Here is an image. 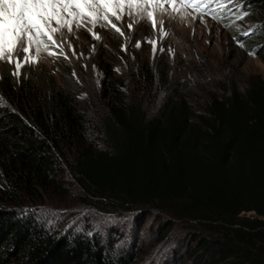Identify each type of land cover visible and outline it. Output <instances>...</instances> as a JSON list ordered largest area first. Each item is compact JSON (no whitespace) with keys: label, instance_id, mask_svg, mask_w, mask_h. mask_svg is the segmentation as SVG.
<instances>
[{"label":"trees","instance_id":"1","mask_svg":"<svg viewBox=\"0 0 264 264\" xmlns=\"http://www.w3.org/2000/svg\"><path fill=\"white\" fill-rule=\"evenodd\" d=\"M240 8L253 24L245 47L264 64V0ZM101 47L99 97L108 108L96 123L62 78L28 68L0 81V264H135L136 230L155 212L170 219L159 242L175 223L201 228L190 230L185 251L195 264H264V81L244 91L229 83L204 111L181 81L148 119ZM156 65L140 62L131 78L148 89L157 72L166 84ZM65 174L83 204L127 223L99 232L53 222L38 204L63 194ZM182 259L173 252L158 264Z\"/></svg>","mask_w":264,"mask_h":264},{"label":"rangeland","instance_id":"2","mask_svg":"<svg viewBox=\"0 0 264 264\" xmlns=\"http://www.w3.org/2000/svg\"><path fill=\"white\" fill-rule=\"evenodd\" d=\"M241 1L185 0V3L207 5L197 11L193 7L179 8L181 0H174L179 8V11H174L168 0H160L166 10L157 8L154 11L155 27L153 18L145 12L127 7L123 11L118 10L119 20L109 14L108 21L99 19L95 24L87 19L74 21L71 31L65 28L54 33L56 43L44 38L49 45L47 51L41 49L37 53L33 45L30 53H14L12 63L7 59L0 60V81L7 72L17 80L28 68L46 71L56 79L62 78L61 83L77 96L82 105L89 106L92 122L96 123L108 108L107 101L99 97L103 74L97 54L103 46L105 51L100 55L101 59L112 64L117 79L125 80V96L136 98L148 119L159 112L167 92L181 81L186 83L187 93L193 96L191 105L204 111L210 95H219L223 88L229 87V83L237 84L239 90L244 91L251 79L264 81V64L246 49L242 37L253 24L246 10L240 8ZM148 10L153 11L151 8ZM228 11H231L229 19L233 20L230 24L224 20V12ZM77 23L81 26L78 27ZM49 51L53 55H49ZM29 55L34 62L24 59ZM16 61L21 64L19 70ZM140 62L150 66L156 63L158 70L168 72L169 82L163 84L157 72H154L155 77L148 89L146 83L133 80L131 74ZM178 80L180 82H176ZM0 106L6 107V104L0 101ZM64 177L63 194L54 192L53 196L38 204L40 211L53 222L62 227H91L99 232L111 227L119 230L127 223L125 219L119 222L110 220L115 216L112 212H101L93 205L83 204L70 175L65 174ZM251 215L241 214L244 217ZM169 220L156 212L143 218L136 230L143 248L135 264H158L159 260L169 263L173 252H178L183 258L181 264H195L185 251L192 246L190 230L200 233L201 228L197 226L200 229L193 230L175 223L170 233L159 242ZM162 222L165 224L160 232L158 229ZM203 235L208 236L205 232Z\"/></svg>","mask_w":264,"mask_h":264},{"label":"snow or ice","instance_id":"3","mask_svg":"<svg viewBox=\"0 0 264 264\" xmlns=\"http://www.w3.org/2000/svg\"><path fill=\"white\" fill-rule=\"evenodd\" d=\"M168 2L172 4L174 11L184 7H193L199 11L207 7L181 0L178 8L174 0ZM125 7L145 12L148 17L153 18L154 27V11L157 8L166 10L160 0H0V60L7 59L12 63L14 53H30L33 45L36 46L37 53L41 49L47 51L49 45L45 37L47 41L56 43L53 39L54 33L65 28L71 31L74 21L87 19L95 24L99 19L108 21L109 14L119 20L121 17L118 10L123 11ZM149 8L153 11H149ZM77 26H81L80 23H77ZM116 31H119V28ZM48 54L53 55L50 51ZM24 59L34 62L30 55ZM20 67V62L16 61L17 70Z\"/></svg>","mask_w":264,"mask_h":264},{"label":"water","instance_id":"4","mask_svg":"<svg viewBox=\"0 0 264 264\" xmlns=\"http://www.w3.org/2000/svg\"><path fill=\"white\" fill-rule=\"evenodd\" d=\"M250 33H248L247 35H244V36H248Z\"/></svg>","mask_w":264,"mask_h":264}]
</instances>
